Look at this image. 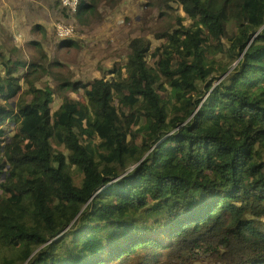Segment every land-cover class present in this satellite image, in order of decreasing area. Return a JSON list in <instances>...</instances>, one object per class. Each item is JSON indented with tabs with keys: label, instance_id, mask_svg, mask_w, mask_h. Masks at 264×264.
I'll use <instances>...</instances> for the list:
<instances>
[{
	"label": "trees",
	"instance_id": "trees-1",
	"mask_svg": "<svg viewBox=\"0 0 264 264\" xmlns=\"http://www.w3.org/2000/svg\"><path fill=\"white\" fill-rule=\"evenodd\" d=\"M106 2L0 40V264H264V0H150L159 42L73 80L45 46Z\"/></svg>",
	"mask_w": 264,
	"mask_h": 264
},
{
	"label": "rangeland",
	"instance_id": "rangeland-1",
	"mask_svg": "<svg viewBox=\"0 0 264 264\" xmlns=\"http://www.w3.org/2000/svg\"><path fill=\"white\" fill-rule=\"evenodd\" d=\"M54 4L55 0H0V40L12 38L14 44L30 56L33 48L27 45L26 40L40 38L33 31V25L39 23L45 26L48 36L52 38L55 26L68 23V18L63 17ZM152 7L150 0L106 2L100 6L103 22L90 26L84 32H77L79 49H60L54 43L45 46L46 53L49 58L59 60L57 70L70 73L73 80L92 81L100 78L124 62L133 38L148 37L154 43L159 42L155 33L164 29L167 19ZM170 12L186 18L180 6L175 5ZM55 103L58 105L61 100L56 97Z\"/></svg>",
	"mask_w": 264,
	"mask_h": 264
},
{
	"label": "built area",
	"instance_id": "built-area-1",
	"mask_svg": "<svg viewBox=\"0 0 264 264\" xmlns=\"http://www.w3.org/2000/svg\"><path fill=\"white\" fill-rule=\"evenodd\" d=\"M80 0H61V4L70 11L71 22L69 24H58L59 34L61 36H73L75 33L74 14L79 6Z\"/></svg>",
	"mask_w": 264,
	"mask_h": 264
},
{
	"label": "clouds",
	"instance_id": "clouds-1",
	"mask_svg": "<svg viewBox=\"0 0 264 264\" xmlns=\"http://www.w3.org/2000/svg\"><path fill=\"white\" fill-rule=\"evenodd\" d=\"M124 61H125V60H124ZM123 63H124V62H123ZM123 63H122V64H123ZM119 66H120V65H119ZM10 138H11V137H10ZM10 138L8 139V141H7V142H10V141H11V139H10Z\"/></svg>",
	"mask_w": 264,
	"mask_h": 264
}]
</instances>
